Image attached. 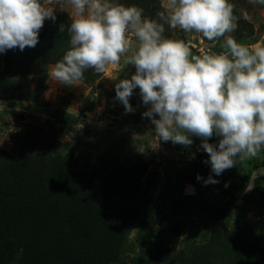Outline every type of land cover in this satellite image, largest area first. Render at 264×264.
<instances>
[{
    "label": "rangeland",
    "instance_id": "obj_1",
    "mask_svg": "<svg viewBox=\"0 0 264 264\" xmlns=\"http://www.w3.org/2000/svg\"><path fill=\"white\" fill-rule=\"evenodd\" d=\"M121 2L137 4L151 17L160 4ZM231 2L239 18L232 35L248 45L264 44V5ZM165 27V36L191 42L194 54L222 51L223 38L212 42ZM45 35L39 32L40 42ZM7 51L0 52V174H6V165H28L27 188L50 177L52 163L66 165L76 194L96 191L99 211L105 207L114 214L120 264H264V150L237 159L216 176L205 162L209 156L200 137L191 136L190 146L158 141L151 118L143 115L150 105L143 103L139 88L129 98L134 111L116 99V83L130 79L134 65L122 60L109 68L107 75L116 79L93 74L64 85L48 76L58 58L48 63L44 89L33 99L28 98L31 76L20 69L5 71ZM55 109L64 117L55 119ZM221 138L214 134L208 142L218 146ZM210 175L218 182L205 184ZM158 248L172 256L161 257Z\"/></svg>",
    "mask_w": 264,
    "mask_h": 264
},
{
    "label": "clouds",
    "instance_id": "obj_2",
    "mask_svg": "<svg viewBox=\"0 0 264 264\" xmlns=\"http://www.w3.org/2000/svg\"><path fill=\"white\" fill-rule=\"evenodd\" d=\"M57 10L71 20V47L48 68L52 81L79 84L88 69L108 76L123 60L136 71L116 83V99L134 111L129 98L139 88L158 141L190 146L191 136L200 137L216 176L264 150V44L232 35L239 18L231 0H160L155 17L121 0H0V52L35 47ZM166 25L207 41L223 38L222 51L194 54L191 42L165 36ZM214 134L222 137L218 146L208 142ZM217 182L212 175L204 181Z\"/></svg>",
    "mask_w": 264,
    "mask_h": 264
},
{
    "label": "trees",
    "instance_id": "obj_3",
    "mask_svg": "<svg viewBox=\"0 0 264 264\" xmlns=\"http://www.w3.org/2000/svg\"><path fill=\"white\" fill-rule=\"evenodd\" d=\"M70 23L68 13L60 12L43 25L40 31L46 35L35 47L23 51L17 47L4 55L5 71L20 69L31 76L28 98L40 96L48 63L70 49ZM93 74L94 69L86 70L85 80ZM63 113L55 109L54 118H63ZM52 165L50 177L27 188L28 165H6V174H0V264H120L119 248L113 245L114 214L105 207L99 211L96 191L90 196L76 194L66 165ZM85 197L90 198L84 203L80 198ZM159 249L161 257L172 256Z\"/></svg>",
    "mask_w": 264,
    "mask_h": 264
}]
</instances>
